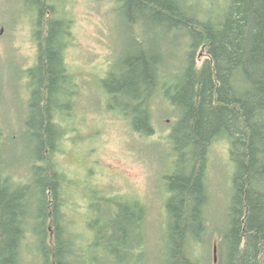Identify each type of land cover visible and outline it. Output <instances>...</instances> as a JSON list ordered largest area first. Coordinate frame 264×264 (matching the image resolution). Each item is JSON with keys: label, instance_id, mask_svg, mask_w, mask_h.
I'll list each match as a JSON object with an SVG mask.
<instances>
[{"label": "trees", "instance_id": "1", "mask_svg": "<svg viewBox=\"0 0 264 264\" xmlns=\"http://www.w3.org/2000/svg\"><path fill=\"white\" fill-rule=\"evenodd\" d=\"M115 1L186 39L173 63L163 51L141 52L123 57L103 80L118 105L111 107L136 112L135 131L154 133L151 103L157 95L177 114L170 132L173 171L165 175L170 195L164 264L203 263L190 244L213 230L220 236L217 264H264V0ZM206 1L218 10H204ZM27 2L37 10L38 53L27 71L25 128L38 156L26 180L4 173L0 161V264H22L28 237L35 238L41 264H77L87 253L67 231L64 175L54 162L67 134L57 115L69 112L79 86L65 60L71 22L57 16L49 0ZM171 65L176 69H165ZM121 98L128 103H119ZM220 136L229 140L235 171L226 222L218 231L208 224L207 175L210 149ZM114 203L113 215L110 210L102 220L88 221L94 233L88 247L101 250L100 262L91 264H139L146 257L148 210L134 199Z\"/></svg>", "mask_w": 264, "mask_h": 264}, {"label": "rangeland", "instance_id": "2", "mask_svg": "<svg viewBox=\"0 0 264 264\" xmlns=\"http://www.w3.org/2000/svg\"><path fill=\"white\" fill-rule=\"evenodd\" d=\"M32 2L0 0V161L4 173L15 180L28 179L32 160L38 156L33 133L25 128L30 98L27 71L35 65L38 53L34 35L37 10ZM49 2L57 16L71 22L72 37L65 60L79 84L69 112L57 115L67 134L59 141L54 156L64 175L67 231L87 253L77 264L100 262L97 258L101 250L88 247L94 234L88 221L99 216L102 220L110 210L113 215L114 201L128 199L138 200L148 210L146 257L139 264H164L163 234L170 195L165 175L173 171L170 132L177 114L157 95L151 103L154 133L147 136L135 131L132 123L136 112L126 114L119 107H111L117 104L108 96L103 80L125 56L162 51L169 58L178 56L183 49L179 43L186 39L181 32H169L156 18L139 16L133 10L131 14L115 0ZM213 7V2L206 1L203 9L218 10ZM174 58L169 61L173 63ZM165 69L175 70L176 66ZM119 103L128 101L121 98ZM234 171L229 140L220 136L211 146L207 175L211 193L208 224L218 231L226 222ZM203 239L190 244L191 253L198 259L203 257L201 264H217L213 249L219 234L213 230ZM119 255L124 257L123 249ZM22 264H41L35 238L25 241Z\"/></svg>", "mask_w": 264, "mask_h": 264}, {"label": "water", "instance_id": "3", "mask_svg": "<svg viewBox=\"0 0 264 264\" xmlns=\"http://www.w3.org/2000/svg\"><path fill=\"white\" fill-rule=\"evenodd\" d=\"M213 253H214V260L215 262H217L218 261V245L217 244L214 245Z\"/></svg>", "mask_w": 264, "mask_h": 264}, {"label": "flooded vegetation", "instance_id": "4", "mask_svg": "<svg viewBox=\"0 0 264 264\" xmlns=\"http://www.w3.org/2000/svg\"><path fill=\"white\" fill-rule=\"evenodd\" d=\"M3 31V30H2ZM33 67V66H32Z\"/></svg>", "mask_w": 264, "mask_h": 264}]
</instances>
